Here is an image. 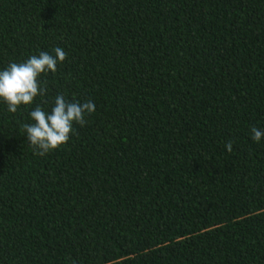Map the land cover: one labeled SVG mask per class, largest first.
<instances>
[{"label": "trees", "instance_id": "16d2710c", "mask_svg": "<svg viewBox=\"0 0 264 264\" xmlns=\"http://www.w3.org/2000/svg\"><path fill=\"white\" fill-rule=\"evenodd\" d=\"M56 47L0 104V264H264V0H0V68ZM57 94L95 111L39 156Z\"/></svg>", "mask_w": 264, "mask_h": 264}, {"label": "clouds", "instance_id": "9594fccd", "mask_svg": "<svg viewBox=\"0 0 264 264\" xmlns=\"http://www.w3.org/2000/svg\"><path fill=\"white\" fill-rule=\"evenodd\" d=\"M66 58L62 47H56L51 53L40 51L21 62H10L0 68V104L7 111L16 113L21 106L33 103L39 95H45L46 89L40 81L42 74L55 73L57 64ZM95 111L93 101L69 102L63 94H57L50 110L37 105L29 112V123L22 125L26 140L34 147L39 156L66 144L74 131V124L84 126L85 116ZM264 138V129L252 127L251 139L260 143ZM231 141L225 148L232 151Z\"/></svg>", "mask_w": 264, "mask_h": 264}]
</instances>
